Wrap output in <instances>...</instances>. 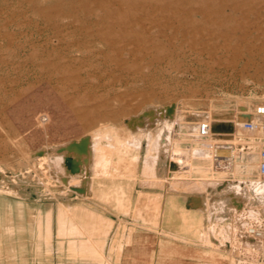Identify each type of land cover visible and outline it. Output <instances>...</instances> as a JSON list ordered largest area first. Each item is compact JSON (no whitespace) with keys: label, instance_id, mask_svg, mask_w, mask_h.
I'll list each match as a JSON object with an SVG mask.
<instances>
[{"label":"rangeland","instance_id":"374dc122","mask_svg":"<svg viewBox=\"0 0 264 264\" xmlns=\"http://www.w3.org/2000/svg\"><path fill=\"white\" fill-rule=\"evenodd\" d=\"M78 4L0 0V264H246L247 251L255 262L264 240L246 230L264 224V199L247 186L264 183L246 173L258 165L257 140L236 123L264 101V50L236 67L216 62L232 61L250 40L264 49V0H142L124 13L153 17L131 28L107 8L71 16ZM38 9L54 14L45 20ZM106 57L122 58L123 69ZM202 119L208 139L198 134ZM86 138L129 154L134 166L113 163L115 176L94 175L90 163L65 173L60 156ZM220 143L234 149V170L216 173L214 161L198 169L194 156L213 157ZM156 178L173 192L153 186ZM70 210L96 228L101 249Z\"/></svg>","mask_w":264,"mask_h":264},{"label":"bare ground","instance_id":"6f19581e","mask_svg":"<svg viewBox=\"0 0 264 264\" xmlns=\"http://www.w3.org/2000/svg\"><path fill=\"white\" fill-rule=\"evenodd\" d=\"M25 1V0H23ZM27 2H31L33 0H26ZM191 1V0H190ZM142 0H135L133 2H130V0H81V4L79 5L78 4V7H76L75 5L72 6V8H75L74 11L71 13V16H77L78 12L80 10H83L85 12V15H86V18H91L93 15H94V8H107L109 10V13H108V16L110 18H117L119 16H122L124 17V20L121 22V23H125L127 24V26L129 28L133 27V25H142L143 23V17L146 18V17H150L152 18L153 17V14H147V10H146V13H137V14H134L135 12H128V13H124V6H130L131 8H135V7H138V6H142L143 4H141ZM165 3V2H164ZM150 3H148L149 5ZM158 4V5H157ZM175 4V3H174ZM157 6H166L167 4H162L160 3L159 1H157L156 3ZM3 6V5H2ZM209 6H212V5H209ZM235 9H238V5L237 6H234ZM24 8V7H23ZM126 8V7H125ZM1 9V8H0ZM7 10V9H6ZM15 10V9H14ZM25 10V9H24ZM204 12L203 13H207L205 12L206 9H202ZM10 11V10H9ZM39 14L42 15L43 19H50V17L52 16V14L50 13H47L45 12L43 9H38L37 10ZM133 11V10H131ZM57 14L59 16H63V17H66L68 16V14H66L65 12H61V10H57ZM208 14V13H207ZM206 15V14H205ZM222 15H226L225 11L222 12ZM3 16V15H1ZM9 16V15H8ZM12 16V15H11ZM103 16V15H102ZM209 16V15H207ZM26 17V16H25ZM54 17V16H53ZM11 18V17H10ZM29 18V17H28ZM6 19V18H5ZM4 19V20H5ZM25 19V18H24ZM26 20V19H25ZM96 21V20H95ZM101 21V20H100ZM146 22V21H144ZM5 23V22H4ZM26 24V23H25ZM37 24V23H36ZM80 24V23H79ZM94 24L97 26L99 24V20L97 22H94ZM112 25V24H111ZM35 26V25H34ZM143 26V25H142ZM91 27V26H90ZM122 27V26H121ZM145 27V26H144ZM31 28V27H30ZM32 29V28H31ZM123 29V27H122ZM144 29V28H143ZM148 29V28H147ZM5 30V29H4ZM23 30V29H22ZM21 30V31H22ZM139 30V29H138ZM63 31V29L61 30ZM121 31V30H120ZM146 31V30H145ZM37 32V31H36ZM59 33V32H57ZM123 34L124 31H123ZM2 35V34H1ZM0 35V36H1ZM6 35V34H5ZM97 35V33L95 34ZM3 36V35H2ZM27 36H29L27 34ZM35 36V35H34ZM40 36V35H39ZM51 37V36H50ZM151 37V36H150ZM28 38V37H27ZM53 38V37H52ZM96 38H98V40H103L105 39V37L103 35H101V32L98 33V35L96 36ZM108 38V37H107ZM138 38V37H137ZM136 38V40H137ZM143 38V37H142ZM228 37H225L224 36V39L226 40ZM6 39V38H5ZM31 39V38H30ZM51 39V38H50ZM123 39V38H122ZM120 38V40H122ZM135 39V38H133ZM150 39V38H149ZM242 39V38H241ZM10 40V39H9ZM108 40H110L108 38ZM114 40V39H113ZM119 39H116L114 41H117ZM130 40V39H129ZM140 40V38H139ZM142 40V39H141ZM32 41V40H31ZM47 41V40H46ZM53 41V40H52ZM51 41V42H52ZM107 41V40H106ZM128 41V40H127ZM143 41V40H142ZM148 41V39H147ZM50 42V41H49ZM113 42V41H112ZM149 42V41H148ZM101 43V42H100ZM104 45H105V42H103ZM111 43V42H110ZM142 43V42H141ZM215 43V42H214ZM115 44V43H114ZM113 44V45H114ZM138 44V43H137ZM143 44V43H142ZM22 45V44H21ZM31 45V44H30ZM133 45V43H132ZM141 45V44H140ZM153 45V44H152ZM210 45V44H209ZM28 46V45H27ZM106 46V45H105ZM134 46V45H133ZM139 46V45H137ZM151 45H149L150 47ZM35 47V46H34ZM108 47V45H107ZM148 47V46H147ZM152 47V46H151ZM209 47V46H208ZM110 48V47H109ZM113 48V47H112ZM124 48V47H123ZM141 48V47H140ZM211 48H212V45H211ZM222 48L224 49V47H221V51H222ZM228 48V46H227ZM224 49V51H228V49ZM45 49V48H44ZM119 49V48H118ZM143 49V48H141ZM147 49V48H146ZM146 49L144 51H146ZM109 50V49H108ZM121 50V49H120ZM123 50V49H122ZM134 50V49H133ZM139 50V49H138ZM136 49V52L134 51H131L129 52L130 53V57L132 56L133 59L137 60V51ZM206 50V49H205ZM204 50V51H205ZM217 49H215V52L218 53V51H216ZM230 50V49H229ZM264 49L262 47H260L258 44L256 43H253V41L250 40V42H247L246 44H244L243 47H241V45H236L235 48L233 49V53H234V59L232 61H227L224 63H218L216 62L217 65H224L225 67H236V64L235 62L239 59H242L244 57V54H247V55H250V56H254V55H259ZM212 51V50H211ZM117 53V51H116ZM123 53V52H122ZM121 53V54H122ZM143 53V51H142ZM146 53V52H145ZM204 53V52H203ZM213 53V51H212ZM223 53V52H222ZM120 54V53H119ZM119 54L117 56H119ZM225 54V53H224ZM86 55V54H84ZM75 56V55H74ZM216 56V55H215ZM214 56V57H215ZM104 57V56H103ZM140 57V56H139ZM212 57V56H211ZM105 58V57H104ZM25 60V59H24ZM23 60V61H24ZM40 60V59H39ZM106 62H111V63H114L115 64V70H122L123 69V63L121 62L122 58L120 59L119 57L118 58H112V57H106ZM104 60V61H105ZM240 61V60H239ZM22 62V61H21ZM74 62V61H73ZM130 62V61H129ZM2 63V62H1ZM44 63V62H43ZM140 63V62H139ZM55 64V66H57V68H60L62 66V64L60 63H53ZM246 65V63H244ZM68 63L65 65L67 66ZM76 65V64H75ZM97 66V65H96ZM106 66V65H105ZM109 66V65H108ZM140 66V65H139ZM14 67V66H13ZM111 67V66H110ZM26 68V67H25ZM40 68V67H39ZM70 68V67H69ZM48 69V68H47ZM17 70V69H16ZM23 70V69H22ZM27 70V69H26ZM90 70V69H89ZM223 70V69H222ZM12 71V70H10ZM21 71V70H19ZM25 72V71H24ZM37 72V71H36ZM44 72V71H43ZM87 72V71H86ZM98 72V71H97ZM54 73V72H53ZM100 73V72H99ZM106 73V72H105ZM22 74V73H21ZM46 74V73H45ZM71 74V73H70ZM81 74V73H80ZM13 75V74H12ZM56 75V74H55ZM85 75V74H84ZM87 75V74H86ZM39 76V75H38ZM114 76V75H113ZM118 76H119V73H118ZM53 77V76H52ZM127 77V76H126ZM14 78V76H13ZM26 78V76H25ZM29 78V77H28ZM47 78V77H46ZM65 75L64 74H61L58 76V79L61 81V80H65ZM54 79V78H53ZM99 79V78H98ZM129 79V78H128ZM16 80V79H15ZM32 80V79H31ZM22 81H25L24 79ZM69 81V80H67ZM10 82V81H8ZM58 82V80H57ZM66 82V81H65ZM101 82V81H100ZM12 83V82H10ZM61 83V82H60ZM70 83V82H69ZM113 83H115V81H113ZM126 83V82H125ZM68 84V83H67ZM100 84V83H99ZM1 85V84H0ZM4 85V84H3ZM78 87V86H77ZM104 87V86H103ZM19 88V87H18ZM92 88V87H91ZM92 91V90H91ZM95 91V90H94ZM16 92V91H15ZM79 92V91H78ZM12 93V92H11ZM4 94V93H3ZM82 94V93H81ZM2 95V94H1ZM13 95V94H12ZM15 95V94H14ZM19 95V94H18ZM4 97V96H3ZM82 98V96H81ZM87 99V98H86ZM9 100V98H8ZM2 103V102H1ZM3 104V103H2ZM259 120V119H258ZM243 122L242 121H238L236 123V125L239 127L238 130L241 132L243 131ZM90 138V137H89ZM91 139V138H90ZM92 141V140H91ZM247 142V141H246ZM95 143V142H94ZM92 144L90 142V140L88 138H86V140H82L79 142V144H76L74 145L75 148L74 149H67V151H65L64 154H62L61 157V160H62V167L63 169L65 170V173L67 170H74V171H78V170H81L82 167L86 166L88 163L91 164V168H92V171L94 173V175L96 174H103V175H108V176H115L117 171H118V168L117 169H113L111 167V165L113 163H117L118 165L119 164H123L125 165L127 162H129L128 164L130 165L132 160L130 158V155L129 154H121L120 152H117L115 151L114 153L110 151V148L107 146V144H103L102 142H98L96 144ZM249 145H248V153H247V156H246V159L247 158H250L251 154L254 152L255 148H256V140H250L248 141ZM258 143V142H257ZM73 146V147H74ZM67 147V146H65ZM70 147V146H68ZM67 147V148H68ZM72 147V146H71ZM72 147V148H73ZM111 147V146H110ZM64 151V150H63ZM60 153V152H59ZM72 157L73 159V163H72V167H68L65 163V160H66V157ZM136 155H134L135 157ZM235 156H236V153L234 151V149H230V147L228 146H225V145H219V144H216L213 148V157H211V154H201V155H195L194 156V159H195V165L196 167H198L199 169V166L200 165H212L213 161L215 162V166L213 168L214 171H216V173H223V172H226L228 173L229 171H232L234 170V166H236V159H235ZM178 159V164L181 165L183 164V159L182 158H179L177 157ZM135 161V160H134ZM136 162V161H135ZM138 162V161H137ZM134 163V162H133ZM126 164V165H128ZM134 166V164H131ZM136 165V164H135ZM89 166V165H88ZM220 166H222L223 168H220ZM86 168V167H85ZM128 168V166H127ZM87 169V168H86ZM85 169V170H86ZM246 173L248 174V177L251 178L252 177V173H257V177L260 179L259 177V168H258V165H254V167L252 168L251 165L249 163L246 164ZM83 170V172L85 171ZM136 170V169H135ZM196 170V169H195ZM87 172V171H86ZM64 173V172H63ZM76 173V172H75ZM11 174V173H10ZM83 174V173H82ZM67 175V174H66ZM72 175V174H71ZM81 175V174H80ZM86 175V174H85ZM69 177V176H67ZM97 177V176H96ZM251 180V179H250ZM252 181V180H251ZM264 183V182H263ZM247 188H253L254 191H255V195L256 197H258L260 200H263L264 199V184L262 185H255V184H249L247 186ZM252 227V226H250ZM247 228V233L249 231V228ZM247 255H248V259L249 260H246V264H251L252 261L254 262V260H252V251L248 252L247 251ZM260 255V251L257 250V257L255 259V262L254 264L256 263L257 259H258V256Z\"/></svg>","mask_w":264,"mask_h":264},{"label":"built area","instance_id":"2783aa9c","mask_svg":"<svg viewBox=\"0 0 264 264\" xmlns=\"http://www.w3.org/2000/svg\"><path fill=\"white\" fill-rule=\"evenodd\" d=\"M253 118L243 122V128L255 136L259 145L258 172L262 182H264V101L258 103L253 109ZM258 117V119H254ZM212 127L208 119H203L198 124V134L202 139H208L211 135ZM209 145V143H208ZM248 233L256 239L264 240V224L255 225L249 228ZM255 264H264V250L258 256Z\"/></svg>","mask_w":264,"mask_h":264},{"label":"crops","instance_id":"0c3cea01","mask_svg":"<svg viewBox=\"0 0 264 264\" xmlns=\"http://www.w3.org/2000/svg\"><path fill=\"white\" fill-rule=\"evenodd\" d=\"M253 116V115H252ZM203 120V119H202ZM201 121V120H200ZM199 121V122H200ZM199 122H198V124H199ZM221 145L223 144V143H220ZM219 144V145H220ZM234 144V143H233ZM228 145H232V143L231 144H229L228 143ZM233 147H234V145H232ZM259 145L257 144V150H259V147H258ZM258 163H259V157H258ZM168 181L167 180H163V179H159V178H156L155 180H154V182H153V186H158V187H163V188H165V191H167V192H173V190L169 187L170 186V184L168 183ZM171 189V190H170ZM120 203H121V201H120ZM191 203V202H190ZM154 210L156 211V213H158V212H160L161 210H162V205H161V196L159 195V196H157L156 197V199L154 200ZM70 215H71V217H72V219H73V221L75 222V226H76V228L78 229V230H80L83 234H88L89 235V239L91 240V245L92 246H94V247H96L98 250L99 249H101V247H102V244H100L99 243V241L98 240H94L91 236H92V231L94 230V229H96V228H91V229H89V228H86L79 220H78V218H77V216L75 215V214H73V212L70 210ZM201 220H199V224H198V227H197V229H196V233H197V235L198 236H200V234H201ZM103 226H102V224L101 223H99L98 224V228L100 229V228H102Z\"/></svg>","mask_w":264,"mask_h":264},{"label":"water","instance_id":"95a60500","mask_svg":"<svg viewBox=\"0 0 264 264\" xmlns=\"http://www.w3.org/2000/svg\"><path fill=\"white\" fill-rule=\"evenodd\" d=\"M250 119V118H249ZM65 163L68 167H72L73 159L72 157L68 156L66 157Z\"/></svg>","mask_w":264,"mask_h":264}]
</instances>
